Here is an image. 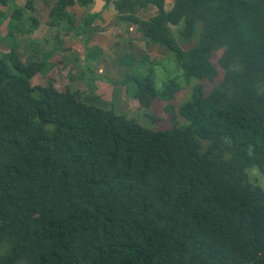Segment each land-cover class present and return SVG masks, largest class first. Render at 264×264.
Masks as SVG:
<instances>
[{
	"label": "trees",
	"instance_id": "trees-1",
	"mask_svg": "<svg viewBox=\"0 0 264 264\" xmlns=\"http://www.w3.org/2000/svg\"><path fill=\"white\" fill-rule=\"evenodd\" d=\"M14 1L0 0V23ZM136 1L104 0L122 15ZM171 1L127 16L196 81L176 111L178 78L159 90L152 68L139 73L148 55L132 65L141 105L167 104L166 130L52 78L34 86L44 63L0 54V264H264V185L251 179L264 174V0Z\"/></svg>",
	"mask_w": 264,
	"mask_h": 264
},
{
	"label": "rangeland",
	"instance_id": "rangeland-1",
	"mask_svg": "<svg viewBox=\"0 0 264 264\" xmlns=\"http://www.w3.org/2000/svg\"><path fill=\"white\" fill-rule=\"evenodd\" d=\"M171 3L165 0L167 8ZM64 4L60 6L59 0H15L10 7H2L8 19L0 23V54L14 50L25 64L44 63L45 76L36 75L34 86H44L52 78L60 92L69 91L106 110L114 108L152 130L171 128L167 104L157 100L146 109L136 97L133 83L136 69L132 65L148 55L149 63L139 73L147 76L152 68L159 90L178 78L182 89L172 102L173 110L191 98L196 84L195 80H186L174 56L163 46L146 40L139 24L127 18L131 15L149 20L158 13L154 0L136 1L133 11L124 15L114 13L113 6H106L104 0L88 7L79 6L76 0ZM20 14L22 24L15 27L9 23L10 17ZM92 16H96L93 22L85 25ZM205 86L210 92L214 84ZM252 171L251 179L264 185V174Z\"/></svg>",
	"mask_w": 264,
	"mask_h": 264
}]
</instances>
